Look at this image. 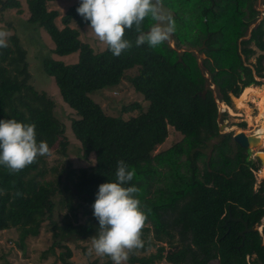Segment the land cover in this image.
I'll return each mask as SVG.
<instances>
[{
	"label": "trees",
	"instance_id": "trees-1",
	"mask_svg": "<svg viewBox=\"0 0 264 264\" xmlns=\"http://www.w3.org/2000/svg\"><path fill=\"white\" fill-rule=\"evenodd\" d=\"M49 1L26 0V22L44 29L52 41L50 52L41 56L42 68L53 77L61 98L76 114L70 127L80 143L81 157L87 159L93 153L94 163L74 167L67 161L55 180L44 181L37 177L45 172L43 157L17 175H9L0 167V229L17 227L22 244L27 236L39 232L47 218L53 239L42 254L56 245L63 248L58 258L66 262L72 251L65 239L95 236L98 221L89 215L84 222H75L67 214L56 220L52 196L66 189L94 204L99 185L115 180L117 161L123 159L136 173L126 186L140 188L142 207L151 209L147 219L151 226L142 230L144 244L140 250L156 248L147 254L133 252L128 262L153 264L164 257V264H212L213 258L221 264H242L247 253H261L258 230L245 232L242 239L237 234L243 227L241 221L230 219L224 224L232 200L247 207L258 192L264 193L263 179L254 187L255 171L261 164L249 157V148L233 141L231 132L219 131L217 103L194 52H178L168 42L155 49L147 44L133 46L119 57H114L106 45L95 51L79 38L78 27L88 25L76 11L80 0L67 5L59 18L61 26L55 20L60 12L48 7ZM20 6V0H0V11H20ZM260 13L254 0H211L201 5L197 20L191 24L192 33L177 35L179 44L203 42L201 50L207 55L203 64L210 73V83L217 86L220 99L227 105L232 103L231 95L244 96L251 83L262 84L254 74L264 76V53L245 63L256 49L264 50V13ZM151 23L146 19L144 30ZM251 23L254 25L249 27ZM136 35L126 30L125 38L134 43ZM8 39V47L0 48V120L14 118L35 124L38 142L52 145L57 141V150L65 153L68 140L63 136L64 124L54 115V101L29 83V63L19 36L14 32ZM74 52L76 59L70 63L52 55ZM134 66L137 71L126 76V70ZM122 77L128 78L145 104L139 100L121 103L119 114H108L90 92L115 87ZM133 111L136 113L124 116ZM169 125L183 136L167 149L152 153L166 138ZM217 137L212 152L204 158L202 149L207 140ZM181 154L185 158L181 159ZM198 159L204 163L201 169ZM17 191L23 195L16 196ZM150 192L153 196H147ZM85 211L93 213V208ZM150 229L152 238L144 239ZM176 235L179 246L164 254V244L159 242L173 245ZM101 264L112 261L106 258Z\"/></svg>",
	"mask_w": 264,
	"mask_h": 264
},
{
	"label": "rangeland",
	"instance_id": "rangeland-1",
	"mask_svg": "<svg viewBox=\"0 0 264 264\" xmlns=\"http://www.w3.org/2000/svg\"><path fill=\"white\" fill-rule=\"evenodd\" d=\"M75 0H52L48 2L49 8H56L60 13L56 17V23L58 26H61L60 16L64 12L68 4L74 2ZM211 0H164V8L172 13H176V16L173 15L176 24V30L172 34L168 44L175 48L178 52H182L184 49L192 50L196 56L198 65L202 68L204 75L206 76V85L212 88V94L215 97L218 109V120L219 124L223 128H219L221 133L231 132V135L234 131H239V128L245 130L247 133L253 132L256 135L264 136V116L261 112V122L259 123L256 120V117L259 116V105L261 109L260 101L253 97L255 92H261L264 90V77L260 79L261 85H250L243 98H247L248 109L243 108L240 100L234 102V95H231V104L230 108L234 110V115L229 112L226 108L225 110L222 107L226 106L225 102L220 99L218 88L215 84L210 83V73L205 68L203 64V59L207 56L206 53L201 50L203 47L201 45H185V43L179 44L177 35L189 36L192 33L191 24L196 21L200 11V7L203 3H208ZM21 6L20 11L17 8H10L3 11H0V27L2 31H7L10 34L14 33L19 36V41L22 46L26 49V57L28 60V67L30 71V84L36 89L37 92H45L47 97L51 98L54 101L53 112L54 115L62 121L64 124L65 130L63 136L67 138L68 144L66 147L65 153H61L57 150L58 142L56 141L52 145H49L51 149V156H44L45 172L39 177L41 180H55L58 175V170L66 164L67 161H70L72 166H82L94 163V154L90 153L87 159L81 157L80 153V143L73 135L70 120L76 114L74 111L67 105L65 101L61 98L55 81L51 75H48L42 68L41 65V56L46 55L50 52L52 46V41L49 35L44 29H35L30 24L26 22V17L28 14L26 0H20ZM254 6L256 9L260 10L262 14L264 12V3L263 0H254ZM73 26L77 27L75 23H72ZM254 23H251L249 27H252ZM151 26V25H150ZM146 28L148 30L150 28ZM79 29V38L85 42H88L95 51L101 50L104 48V44L100 43L95 36L88 30V25L78 27ZM249 29V28H248ZM248 34V33H247ZM245 35V37L247 36ZM8 41H10L8 39ZM254 46V44H251ZM263 52L264 50L256 49V52L245 60V63L254 62L255 56L257 53ZM52 55L61 59L66 63H70L76 59L77 52L68 54V55H58L52 53ZM264 63V60H263ZM137 71V66L129 68L126 70L125 74L132 75ZM259 83V84H260ZM90 96L97 101L103 108V110L108 114L117 115L119 114L118 108L121 103H128L134 100H139L144 102L141 94L136 92L130 81L127 77H122L121 81L117 86H107L101 89L94 90L90 92ZM220 102H223L222 104ZM225 103V104H224ZM246 110V111H245ZM136 113L127 112L124 114L125 117L129 114ZM233 113V112H232ZM245 123L242 124L241 122ZM249 122V124H248ZM224 123L226 125H224ZM237 125V126H235ZM234 126V127H232ZM239 126V127H238ZM235 129V130H233ZM227 130V131H225ZM183 134L176 130L173 126H168V134L163 142L157 144L152 150V153L158 151H163L171 146L174 142L181 139ZM61 138V136L59 137ZM220 137L212 138L207 140L206 146L203 147L205 157L212 152L213 143L217 142ZM234 148V145H233ZM257 149V150H256ZM264 152V147L259 146L257 143L254 144L250 142L249 148V157L253 159H258L256 154ZM259 155V154H258ZM181 159L185 158L184 154H181ZM262 163L259 170L255 171L257 178L264 180V161L259 155ZM203 161L198 159L197 165L201 169L203 166ZM259 176V177H258ZM263 177V178H262ZM61 182L65 180L64 171L60 174ZM260 179V180H261ZM257 182V181H256ZM60 183L58 186L62 185ZM71 185V183H69ZM254 187H257V183ZM72 189V188H71ZM147 196H153V192L147 194ZM54 201L53 209V218L60 220L64 214H67L75 222H84L87 216L93 215V213L85 211L86 208H92L93 204L84 202L79 198L73 191L66 189L57 190L56 193L52 196ZM230 210L232 214L244 215L245 218L251 220L255 226L258 228L264 224V193L258 192L251 200L250 206L242 205L241 201L235 200L231 201ZM74 214V215H73ZM75 216V217H73ZM75 218V219H74ZM145 225L151 226L147 221ZM50 224L48 219L45 218L42 222V225L39 229V232L35 235H29L22 242L19 240V229L17 227H8L0 229V264H101L103 260L107 257H97L95 253L89 254V248L91 247V237L87 238H70L67 237L64 241L72 253L67 257L66 262H62L58 258V252L63 250V248L54 246L53 250L47 251L44 255L42 251L47 248L48 245L52 242L51 230L49 229ZM153 231L150 229L145 235L144 239H151ZM264 235V233H263ZM177 235L173 240V245L165 241L159 243L164 244L163 253L166 254L171 250H175L179 243L176 241ZM176 244V245H175ZM155 246H147L145 250H135L136 255L147 254L150 252H155ZM212 264H219L217 258H213L210 261ZM166 259L163 257L161 259H156L153 264H164ZM124 264H137L135 262L125 261Z\"/></svg>",
	"mask_w": 264,
	"mask_h": 264
},
{
	"label": "clouds",
	"instance_id": "clouds-1",
	"mask_svg": "<svg viewBox=\"0 0 264 264\" xmlns=\"http://www.w3.org/2000/svg\"><path fill=\"white\" fill-rule=\"evenodd\" d=\"M76 11L114 57L133 46L147 44L155 49L169 41L176 30L175 20L164 8L163 0H80ZM146 19L152 22L147 31L143 27ZM126 30L137 34L134 43L125 38ZM8 36L7 31H0V48L8 47ZM44 156L50 157L51 149L46 141H37L35 124L14 118L0 120V167L9 175L19 174ZM135 175L123 159L117 161L115 180L99 185L92 205L98 229L91 237L89 254L107 257L112 264H124L144 244L142 230L151 209L142 207L138 198L140 188L126 186ZM22 195L17 191L16 196Z\"/></svg>",
	"mask_w": 264,
	"mask_h": 264
},
{
	"label": "water",
	"instance_id": "water-1",
	"mask_svg": "<svg viewBox=\"0 0 264 264\" xmlns=\"http://www.w3.org/2000/svg\"><path fill=\"white\" fill-rule=\"evenodd\" d=\"M145 31H147V30H145ZM202 45H203V42H202ZM205 91H206V89L202 90V92H201L202 96H204ZM219 128H222L220 124H219ZM225 131H227V130H225ZM257 138L258 137L256 135H254L253 132L247 133L244 130H239V131L233 132V134H232V139L234 142H236L240 146L247 147V148H250V142L256 143ZM256 156H257L259 162L262 163L259 155L256 154ZM230 219L242 221V223L245 225L244 228L239 231L240 234H243L245 231H249L252 229V228L248 227L247 221L242 219L241 216H239L238 218L232 217L230 212L228 213V216L226 217L224 224H227L228 220H230Z\"/></svg>",
	"mask_w": 264,
	"mask_h": 264
},
{
	"label": "flooded vegetation",
	"instance_id": "flooded-vegetation-1",
	"mask_svg": "<svg viewBox=\"0 0 264 264\" xmlns=\"http://www.w3.org/2000/svg\"><path fill=\"white\" fill-rule=\"evenodd\" d=\"M229 212H230V214H231L230 209L227 211V214H228ZM231 216H232V214H231ZM239 216H240V215H238V216H232V217H236V218H238ZM241 217H242V219H244L242 215H241ZM225 219H226V217H225ZM244 220L247 221V225H248V227L252 228V229L249 230V231H255V230H258L259 233L261 234V238H262V235H263V233H264V232H263V225H264V224H262L261 227L258 228V227L255 226V224H253L250 220H248V219H244ZM241 222H242V221H241ZM242 224H243V223H242ZM244 226H245V225L243 224V227H242L241 229L237 230V234L240 235L242 239H243V237H244V235H245V232H249V231H245L243 234H240V233H239V231L242 230V229L244 228ZM241 243H242V241H241ZM261 245L263 246V248H262V252L260 253L259 251H258V252H257V251H253V252H251V253H247V254L245 255V259H244V261L242 262V264H264V244H261ZM217 261H218L219 264H221V263L219 262L218 258H217ZM237 264H239V263L237 262Z\"/></svg>",
	"mask_w": 264,
	"mask_h": 264
},
{
	"label": "bare ground",
	"instance_id": "bare-ground-1",
	"mask_svg": "<svg viewBox=\"0 0 264 264\" xmlns=\"http://www.w3.org/2000/svg\"><path fill=\"white\" fill-rule=\"evenodd\" d=\"M254 94V98L257 100V98H258V100L260 101V104H261V109H260V105H259V116H257L256 117V120L260 123L261 122V112H262V115L264 116V90L263 91H261V92H255V93H253ZM235 97H237V96H235ZM227 105V104H226ZM227 106H229V105H227ZM230 107V106H229ZM224 125H226L225 123H224ZM221 127L223 128V126L221 125ZM245 131V130H244ZM234 132H236V131H234ZM246 132V131H245ZM254 135H256L255 133H254ZM258 138H257V141H256V143L259 145V146H262V147H264V136L263 135H261V134H259V135H256ZM256 143H254V144H256ZM257 154H261V157L263 158V161H264V152H260V153H257Z\"/></svg>",
	"mask_w": 264,
	"mask_h": 264
},
{
	"label": "crops",
	"instance_id": "crops-1",
	"mask_svg": "<svg viewBox=\"0 0 264 264\" xmlns=\"http://www.w3.org/2000/svg\"><path fill=\"white\" fill-rule=\"evenodd\" d=\"M255 76H257L256 74H254V77ZM251 84H253V85H255V83H251ZM249 87V86H248ZM247 87V88H248ZM246 88V89H247ZM245 89V90H246ZM234 98V102H237V100H240V102H241V104H242V106H243V108H245L246 110L248 109V106H247V101H249L247 98H243V95L241 96V97H233ZM221 104L223 103V102H220ZM225 104V103H224ZM226 105V104H225ZM222 108H227L228 110H229V112L231 113V114H233L234 115V110L233 109H231L229 106H224V107H222ZM245 110V111H246ZM233 112V113H232ZM248 124H249V122H248ZM235 126H237V125H235ZM232 127H234V126H232ZM239 127V126H238ZM233 130H235V129H233ZM239 130H243V129H241V128H239ZM264 167V166H263Z\"/></svg>",
	"mask_w": 264,
	"mask_h": 264
},
{
	"label": "built area",
	"instance_id": "built-area-1",
	"mask_svg": "<svg viewBox=\"0 0 264 264\" xmlns=\"http://www.w3.org/2000/svg\"><path fill=\"white\" fill-rule=\"evenodd\" d=\"M264 76H255V78L257 79V80H260V79H262ZM223 110H225V108H222ZM257 170H259V169H257ZM257 170H256V172H257ZM255 177H256V175H255ZM259 177V176H258ZM263 178V177H262ZM260 179L261 178H257L256 177V181L257 182H255V184L257 183V185H258V182L260 181Z\"/></svg>",
	"mask_w": 264,
	"mask_h": 264
}]
</instances>
